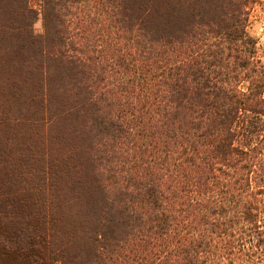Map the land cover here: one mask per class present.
I'll use <instances>...</instances> for the list:
<instances>
[{"label": "trees", "instance_id": "1", "mask_svg": "<svg viewBox=\"0 0 264 264\" xmlns=\"http://www.w3.org/2000/svg\"><path fill=\"white\" fill-rule=\"evenodd\" d=\"M256 3L0 0V264H264Z\"/></svg>", "mask_w": 264, "mask_h": 264}, {"label": "rangeland", "instance_id": "2", "mask_svg": "<svg viewBox=\"0 0 264 264\" xmlns=\"http://www.w3.org/2000/svg\"><path fill=\"white\" fill-rule=\"evenodd\" d=\"M252 12L249 33L257 39L261 53H264V0H255ZM37 29L42 30L41 21L37 24Z\"/></svg>", "mask_w": 264, "mask_h": 264}]
</instances>
